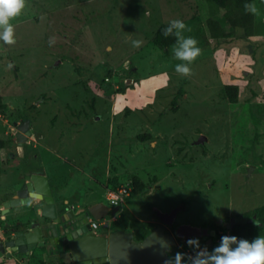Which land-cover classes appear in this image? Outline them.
Masks as SVG:
<instances>
[{
	"label": "rangeland",
	"instance_id": "1",
	"mask_svg": "<svg viewBox=\"0 0 264 264\" xmlns=\"http://www.w3.org/2000/svg\"><path fill=\"white\" fill-rule=\"evenodd\" d=\"M252 4L259 9L252 36L237 28L234 37L212 39L208 19L229 27L208 0H26L11 21L16 43L0 41V139L10 121L26 116L38 144H25L24 158L0 149V200L33 169L49 176L52 189L61 185L53 189L61 198L108 205L109 181L137 175L147 187L121 210L147 223L180 204L187 210L176 223L264 206V164L241 161L243 133L255 127L251 109H259L264 132V3ZM172 19L185 22V36L201 49L191 77L175 72L173 45L153 42ZM227 84L239 88L236 104ZM170 253L174 261L177 250ZM183 253L181 264H192Z\"/></svg>",
	"mask_w": 264,
	"mask_h": 264
},
{
	"label": "water",
	"instance_id": "2",
	"mask_svg": "<svg viewBox=\"0 0 264 264\" xmlns=\"http://www.w3.org/2000/svg\"><path fill=\"white\" fill-rule=\"evenodd\" d=\"M29 124V120L18 125L17 122L13 123L16 126L14 131L18 133L20 155L23 154L22 142L31 134ZM13 192L14 195L3 203L4 208L20 214L22 205L30 204L32 211L51 220L50 225L43 226L24 224L19 229L7 226L6 231L0 233V245L3 247L0 253L6 249L12 251L13 254H8V257L14 264H21L24 257L38 255L43 249L47 259V252L53 249V245L56 254L60 244L62 251L69 254L76 264H164L171 246L176 244L175 237L163 223L140 240L135 239L133 231L125 229L105 235L93 234L89 218L101 220L109 213L115 214L119 206L110 209L104 202H96L87 206L66 207L61 215L56 211V199L46 175L36 171L27 174L24 182ZM30 199H33L32 202ZM176 211L164 214L163 217H169L167 224L173 220ZM15 224L19 225V222ZM178 230L183 237L200 236L202 231L200 227L190 224L182 225ZM206 231L204 229L203 233Z\"/></svg>",
	"mask_w": 264,
	"mask_h": 264
},
{
	"label": "flooded vegetation",
	"instance_id": "3",
	"mask_svg": "<svg viewBox=\"0 0 264 264\" xmlns=\"http://www.w3.org/2000/svg\"><path fill=\"white\" fill-rule=\"evenodd\" d=\"M29 120L28 117L26 116H21V118L19 120H12L11 122V126L7 127L8 130H6L4 132V134L6 135V139L4 141V146L2 148H0L2 151H6V154L8 155V157L12 158L15 157L16 155L18 156L19 154V142H18V136H17V130H15L16 126L13 125V123L16 121L19 124H21L22 122ZM30 122V120H29ZM10 128V130H9ZM26 137V136H25ZM30 135L27 136L26 140H24V142H22L23 145V149L25 148V144H27L28 142H30ZM27 176V173L24 175H22V179H21V183L24 182V177ZM50 185V184H49ZM51 188V192L53 194V196L56 199V211L62 215V213L65 212V208H71V207H77L75 203H71V201L63 199L61 200L60 197H58L59 200H57V195H55V192L52 190ZM5 195V194H4ZM2 195V196H4ZM14 195L13 191H10L9 195H7L6 197H4L2 200H0V233L2 231H6V227L10 226L13 227L15 226V228L19 229V226L21 225H26V226H30L31 224H34L35 226L39 225V226H43V225H50L51 224V220L49 218H43L40 215L36 214L34 211H32V209L30 208V204L26 205L23 204L21 207V212H19L20 214H18L17 212H14L13 209H9L7 210V208L3 207V203L6 202V200H9L12 196ZM0 196V198L2 197ZM33 199H30V201L32 202ZM66 202V203H65ZM88 205V204H87ZM86 204L81 205V206H87ZM7 210V211H6ZM177 210V211H176ZM186 209V205L184 204H180V206L178 207H173L169 212L167 213H158L157 212V219L156 221H151L149 223L152 224L151 229H153L155 226H157L160 223H163L167 226V229L173 234V236L175 237L176 240V244L174 246H171V250L176 249L177 252L183 253V251H187V258L191 261V257H193L192 253L194 252L195 254L199 251H202L205 246H207V250L210 253L212 251V249L215 246H218L219 242H220V238L223 235H232L231 234V230L235 227V226H239V225H246L247 223L251 222L256 215L253 214L252 217H248L246 215H240L239 213L233 211L231 214L229 215H225V216H219L218 218L214 219L213 217L210 219H205V220H200L198 222H189V221H181L180 223L175 221L177 215L182 212L185 211ZM173 211H176V215L173 218V220L170 222V224L166 223L167 218L169 217H163L164 214H172ZM110 214V213H109ZM92 218H89V224L91 223ZM115 221V218H113V221H108V225L107 227L109 228V230L107 232L104 233H99L98 229H92V233L95 235H105L108 234L112 231L115 230H119V229H125L127 231H132V230H128L125 227H120V228H115L113 226V222ZM15 222H19V225H16ZM241 222H244L243 224ZM185 224H190L193 226H197L201 228V235L200 236H190V237H183L181 236L180 232H178L180 226L185 225ZM150 229V231H151ZM207 229V231L205 233H203V230ZM212 232H214V234L212 235ZM135 233V232H134ZM206 234V235H205ZM136 240H138L136 238V236H134ZM190 238H199V246L197 245H192L189 246L187 244V240ZM189 246L184 248V250L180 251L181 246ZM0 250H3V247L0 245ZM55 247L53 245V249L51 248V250H49L47 252V259H45L44 257V252L45 249H43V251H41L38 255H30L27 257H24L22 259V263L21 264H76L72 261L71 257L69 256V254H66L65 252L62 251L61 248V244L60 247L58 249V253H54ZM171 250L168 252V258H169V253L171 252ZM193 253V254H194ZM8 254L12 255L13 252L12 251H8L7 249L5 251H3V253H0V264H14L8 257ZM171 254V253H170ZM186 259V258H185ZM187 260V259H186ZM188 261V260H187ZM189 262V261H188ZM192 263V261H191Z\"/></svg>",
	"mask_w": 264,
	"mask_h": 264
},
{
	"label": "clouds",
	"instance_id": "4",
	"mask_svg": "<svg viewBox=\"0 0 264 264\" xmlns=\"http://www.w3.org/2000/svg\"><path fill=\"white\" fill-rule=\"evenodd\" d=\"M262 3H264V0H262ZM25 7L26 0H0V41H3L4 44L11 46L16 43L15 29L11 21L20 16ZM244 11L245 13L252 14L254 16L259 15V9L255 4L245 3ZM190 31L191 29L180 19L170 20L168 25L162 31V35L165 38L170 36H174L176 38V43L172 46L171 52L173 58L180 61V63L175 65V72L182 77H191L193 75L191 65L201 55V49L198 47V41L194 37L185 36L184 34L185 32ZM141 45L142 41L140 40L132 41L133 47L138 48ZM11 66L12 65H9V67ZM18 124L19 123L17 122V125ZM32 136L34 135L31 132L30 138ZM129 184L131 185L130 182ZM131 187L133 188L132 185ZM131 192L129 196L131 195ZM108 206L110 209L115 207L110 205V203ZM119 208L120 209L115 214H111L112 216L109 219V222L113 221V217L115 220L118 218L120 212L122 211L121 205H119ZM108 215L109 214L105 215L98 221H106V216ZM254 224L257 227L261 226L258 221L254 222ZM187 244L189 246L194 244L199 246V238H190L187 240ZM184 255V253L177 252L175 254L174 261L171 258H167L165 259L164 264H181ZM190 259L192 264H264V235H259L252 240L238 238L234 235H223L220 238L218 246H215L210 253L207 250V246H205L202 251L197 252L195 256Z\"/></svg>",
	"mask_w": 264,
	"mask_h": 264
},
{
	"label": "trees",
	"instance_id": "5",
	"mask_svg": "<svg viewBox=\"0 0 264 264\" xmlns=\"http://www.w3.org/2000/svg\"><path fill=\"white\" fill-rule=\"evenodd\" d=\"M209 2L216 5L218 10L224 11L226 14L223 18L224 21L228 25L229 29L224 27L222 21H217L214 19L207 20V29L212 37V39H219V38H228L234 37L237 32L235 30L240 28L245 36H252L254 33V15L245 13L244 11V4L251 3L254 0H208ZM222 24V25H221ZM168 24L162 25L158 28L155 38L153 42L158 48H167L172 46L176 43V38L174 36H170L165 38L162 35L163 29ZM122 88H125L126 84L121 83ZM238 86L235 85H226L225 86V93L229 99V102L232 104H236L239 99V91ZM183 92V89H180L179 94ZM179 96V95H178ZM177 100L174 99L172 101L173 111L177 106ZM3 104L0 98V110H2ZM248 110V109H247ZM258 114L259 109L255 112L251 109V113L249 117L254 124L253 133H243L242 140L246 145L245 151L243 152L241 161L243 163H250L259 161L260 163L264 164V132H260L258 130ZM140 139H148L151 138L150 134L140 135L138 136ZM4 146V141L0 139V148ZM130 183L133 186L132 188V195H137L145 190L147 187L146 183L143 182L141 178L137 175H131ZM112 189H115L119 182L117 179H111L108 183ZM255 214L256 217L246 225H239L235 226L231 230V234L242 239L252 240L259 235H264V206L258 207L255 210L246 213V216L252 217ZM259 222L261 224L260 227L255 226L254 222ZM113 226L115 228L125 227L128 230H132L135 232V236L138 240L143 239L149 232L152 227L151 223L143 222L139 220L137 217L134 216L131 211L128 209H123L118 218L113 222Z\"/></svg>",
	"mask_w": 264,
	"mask_h": 264
},
{
	"label": "built area",
	"instance_id": "6",
	"mask_svg": "<svg viewBox=\"0 0 264 264\" xmlns=\"http://www.w3.org/2000/svg\"><path fill=\"white\" fill-rule=\"evenodd\" d=\"M131 189L132 187L129 183L120 185L119 187L108 191L107 200L109 201L110 205L119 206L124 202L125 198L129 196ZM102 222L105 223V221L91 220L90 226L92 229H97L100 224H103Z\"/></svg>",
	"mask_w": 264,
	"mask_h": 264
},
{
	"label": "crops",
	"instance_id": "7",
	"mask_svg": "<svg viewBox=\"0 0 264 264\" xmlns=\"http://www.w3.org/2000/svg\"><path fill=\"white\" fill-rule=\"evenodd\" d=\"M2 121V120H1ZM31 141H33L34 142V144H33V146L36 148V144H38L37 143V141H36V139H35V136H32L31 138ZM43 146V145H42ZM26 148V147H25ZM24 148V150H23V154L22 155H20V157H25V156H27V154L28 155H30L29 154V152H28V148H27V150ZM43 148L44 149H46V151H50V149H48L47 148V146L45 145V146H43ZM38 171V170H37ZM30 172H35V170H33V169H27V171H25L23 174L25 175L26 173L27 174H29ZM40 174H46L45 172L44 173H41L40 171H38ZM56 174H54L53 176H55ZM52 176V178L54 179V177ZM46 177H47V179H48V182H49V184H50V186H51V182L49 181V176H47L46 175ZM58 183H55V186H54V188L53 189H56V190H59L60 189V186L61 185H58ZM106 186V185H105ZM52 189V190H53ZM11 191H14L13 189L11 190ZM54 191V190H53ZM107 192H108V190H107ZM58 196V195H57ZM59 197V196H58ZM60 199L61 200H63V199H67L66 197H60ZM57 200H59L58 198H57ZM67 200H69V199H67ZM69 201H71V200H69ZM96 202H101V200L99 199V198H94L93 200H91V199H88L87 200V198L86 199H84V200H82V201H80V200H76V201H71V203H75L76 204V206H81V205H83V204H85V203H87L88 205L89 204H93V203H96Z\"/></svg>",
	"mask_w": 264,
	"mask_h": 264
}]
</instances>
